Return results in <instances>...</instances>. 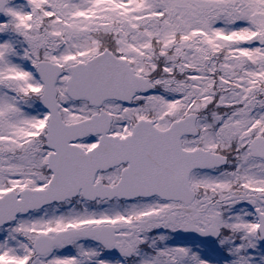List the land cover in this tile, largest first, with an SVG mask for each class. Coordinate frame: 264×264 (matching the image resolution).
I'll list each match as a JSON object with an SVG mask.
<instances>
[{
  "label": "snow or ice",
  "instance_id": "snow-or-ice-1",
  "mask_svg": "<svg viewBox=\"0 0 264 264\" xmlns=\"http://www.w3.org/2000/svg\"><path fill=\"white\" fill-rule=\"evenodd\" d=\"M0 264H264V0H0Z\"/></svg>",
  "mask_w": 264,
  "mask_h": 264
}]
</instances>
